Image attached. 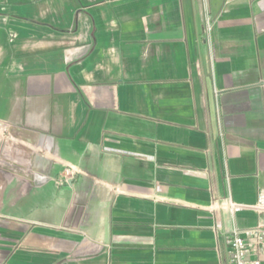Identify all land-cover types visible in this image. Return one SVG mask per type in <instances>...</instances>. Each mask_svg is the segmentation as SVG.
Returning <instances> with one entry per match:
<instances>
[{
    "label": "crops",
    "instance_id": "1",
    "mask_svg": "<svg viewBox=\"0 0 264 264\" xmlns=\"http://www.w3.org/2000/svg\"><path fill=\"white\" fill-rule=\"evenodd\" d=\"M0 123V264H228L261 218L264 0H0Z\"/></svg>",
    "mask_w": 264,
    "mask_h": 264
},
{
    "label": "built area",
    "instance_id": "2",
    "mask_svg": "<svg viewBox=\"0 0 264 264\" xmlns=\"http://www.w3.org/2000/svg\"><path fill=\"white\" fill-rule=\"evenodd\" d=\"M207 31H211L210 17L207 16ZM261 215L259 222L249 228H232L225 236L228 247V264H262L264 257V188H260L256 203L251 207Z\"/></svg>",
    "mask_w": 264,
    "mask_h": 264
},
{
    "label": "rangeland",
    "instance_id": "3",
    "mask_svg": "<svg viewBox=\"0 0 264 264\" xmlns=\"http://www.w3.org/2000/svg\"><path fill=\"white\" fill-rule=\"evenodd\" d=\"M42 140H43V138H41V137L38 138L36 140L35 144L32 145V149L24 147L21 144L19 145L17 142H16L17 144H15V146L17 149L22 150L21 155H28V152L29 153L32 152L33 154H35V152H39V153L43 152V154L47 153L50 156L51 151H50V149H47L49 147H45ZM35 155H37V154H35ZM37 156L39 157L38 158V160H39L41 158V156L40 155H37ZM0 165H5L4 166L5 169H7V170L10 169L9 172H11V127L8 125L2 124V123H0ZM6 166L9 167V169L6 168Z\"/></svg>",
    "mask_w": 264,
    "mask_h": 264
}]
</instances>
